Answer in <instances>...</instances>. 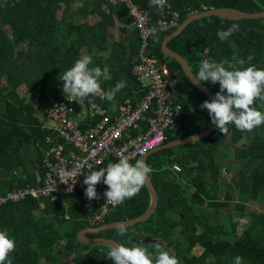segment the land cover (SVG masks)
Segmentation results:
<instances>
[{
	"label": "trees",
	"instance_id": "obj_1",
	"mask_svg": "<svg viewBox=\"0 0 264 264\" xmlns=\"http://www.w3.org/2000/svg\"><path fill=\"white\" fill-rule=\"evenodd\" d=\"M75 2H81L80 8H74ZM133 2L148 12L151 24L161 15L160 9L150 6V0ZM169 4L180 13V25L192 12L205 8L264 10V0H169ZM73 11L74 20L70 21ZM88 14L99 15L100 20L94 24L81 20ZM115 20L123 26L132 22L125 5L107 0H0V192L41 183L45 139L53 135L42 128L41 120L46 118L52 99L65 96L60 77L77 59L91 57L90 67L106 70L108 76L100 78L105 92L118 82L125 83L115 99L104 100L105 105L138 91L132 68L138 61L141 40L131 25V43L126 47L116 43L111 35ZM232 24H238L239 31L220 41L217 31ZM176 29L155 36L149 46L151 54L179 78L175 94L180 104L178 129L167 131L165 143L199 134L213 124L208 111L199 107L210 101L208 96L184 75L179 62L161 51L162 39ZM167 47L186 60L192 73L198 72L205 58L235 62L249 54L254 56L251 64L264 68V17L238 21L201 17ZM202 83L214 93L219 91L218 82ZM20 86L28 87L29 95H21L17 91ZM255 106L264 113V101ZM228 129L226 135L216 129L194 144L150 154L145 161L153 169L150 180L159 197L153 214L128 227L125 237L118 236L117 229L87 236L115 243L128 240V246L137 243V238L149 237L173 251L179 264H235L236 256L242 258V264H264V212L249 205L253 200L264 203V124L252 132L240 131L234 124ZM222 148L229 152H221ZM220 155L223 160L239 161L228 163V169L234 171L230 179L223 174ZM173 165L180 166L179 176ZM85 198L78 192L58 200L28 197L0 206V229H7L15 238V250L8 257L11 264H96L98 256L104 264H114L106 257L110 247L78 240L80 231L94 228L79 205ZM149 203L144 185L137 195L113 209L100 226L137 218ZM142 245L154 251L157 244ZM195 249L201 253L194 254Z\"/></svg>",
	"mask_w": 264,
	"mask_h": 264
},
{
	"label": "built area",
	"instance_id": "obj_2",
	"mask_svg": "<svg viewBox=\"0 0 264 264\" xmlns=\"http://www.w3.org/2000/svg\"><path fill=\"white\" fill-rule=\"evenodd\" d=\"M107 1L125 5L132 19L131 25L138 31L141 40L138 61L132 68L138 91L111 106L104 104L106 99L91 94L83 105L68 96L53 100L47 108L46 118L41 120L42 128L53 134L45 139L47 148L41 183L0 192V206L15 204L28 197L58 200L65 195L84 193L87 185L83 181L89 170L107 167L122 156L135 163L148 151L163 145L167 131L178 129L180 104L175 94L179 78L168 65L151 54L149 46L155 36L180 26V13L173 10L167 0L164 9L160 10L161 15L151 24L148 12L133 0ZM172 167L178 175L180 166ZM107 188L101 181L96 186L100 199L89 201L85 198L79 204L89 215L86 220L90 227L100 226L113 209L124 203L106 204L104 193Z\"/></svg>",
	"mask_w": 264,
	"mask_h": 264
},
{
	"label": "clouds",
	"instance_id": "obj_3",
	"mask_svg": "<svg viewBox=\"0 0 264 264\" xmlns=\"http://www.w3.org/2000/svg\"><path fill=\"white\" fill-rule=\"evenodd\" d=\"M166 3L167 0H150V6L160 10L164 9ZM237 31L239 25L232 24L227 30H218L216 35L220 41H225ZM152 34H156L155 28L152 29ZM253 59L252 54L246 59H236L235 62H217L205 58L199 63L198 72H188L194 84L219 83V91L215 96L210 101L205 100L199 107L208 111L211 122L224 135L229 131V124H234L240 131L248 132L264 124V113L255 106L257 101H264V68L251 64ZM90 65L92 59L86 56L77 59L63 73L60 80L63 81L64 95L81 105L90 94L92 97L99 95L101 99L111 101L116 93L125 87V83L118 82L113 89L105 92L101 87L100 78L106 75V70L102 71L99 66ZM152 172L153 169L144 159L130 163L128 157L122 156L118 162L109 163L107 167L89 170L83 181L87 185L84 195L89 201L100 199L96 186L102 181L108 186L104 193L106 204H122L140 192L146 181L151 178ZM71 190L69 187V192ZM116 229L120 237H125L128 233V225L124 222L117 224ZM128 244V240L113 244L106 257L112 259L114 264H179L175 253L166 246L157 244L152 251L140 243H133L131 246ZM15 247V238L7 229H0V264H11L8 257ZM235 264H242L240 256L235 257Z\"/></svg>",
	"mask_w": 264,
	"mask_h": 264
},
{
	"label": "water",
	"instance_id": "obj_4",
	"mask_svg": "<svg viewBox=\"0 0 264 264\" xmlns=\"http://www.w3.org/2000/svg\"><path fill=\"white\" fill-rule=\"evenodd\" d=\"M206 16H219V17H223V19L234 20V21L245 20V19H251V20L263 19L264 10H261L259 12H246V11H243L237 8H232V7H212V8L203 10L201 12H194L188 15L186 19L182 22V24L171 35H168L163 38L161 45H160L162 53L165 56L171 57L175 59L177 62H179L184 75L188 78H189L188 72L190 71V69H189V66L186 60L180 54H178L177 52H174L169 47H167V43L173 40L174 38H176L177 36H179L181 32L187 27V25L190 24L192 21L201 19V17H206ZM189 80L191 81L190 78ZM192 84L196 86L197 88H199L200 90H202L208 96L210 100L215 96V93L210 91L202 82L199 84H194L192 82ZM216 129H217L216 126L212 124L207 129H205L203 132L199 134L189 136L183 139H179V140H176L170 143H165L161 146H158L155 149L148 151L145 155L141 156L139 159L146 160V158L150 154H152L155 151L162 150L164 148L173 147L179 144H194L198 142L199 140H202L205 137L212 134ZM226 172L228 173V170H226ZM145 186L150 196V203H149L147 210L142 215L134 219L120 221V222H113V223L104 224V225H101L95 228H88V229L82 230L77 235L78 240L86 245H91V246L100 245V246H108L111 248V246L115 244L113 240L102 238V237H97V238L88 237L87 234L116 229V225L121 222H124L126 225H128V227H131V226H134L136 224L146 221L153 214L154 210H156L158 203H159V197H158V192L155 190V187L150 179L146 181ZM135 241L141 244L151 243V244L162 245L160 241L151 239L149 237L137 238L135 239Z\"/></svg>",
	"mask_w": 264,
	"mask_h": 264
},
{
	"label": "crops",
	"instance_id": "obj_5",
	"mask_svg": "<svg viewBox=\"0 0 264 264\" xmlns=\"http://www.w3.org/2000/svg\"><path fill=\"white\" fill-rule=\"evenodd\" d=\"M80 6H81V2H78V8H80ZM102 8L105 10H108V6L106 5V3H102ZM81 20H83L84 22H87L88 24H94L100 20V17H99V15H96V14H92V15L88 14L86 16H81ZM123 28L125 29L124 31L121 30ZM131 31H132L131 25L123 26L120 22L116 21L115 25L113 26L111 35H113V39L116 41V43L126 47L127 45H129V43H131ZM106 76H108V75L106 74ZM115 98L116 97H114L113 99H115ZM53 100L54 99H52V101ZM112 104L115 105L116 101H112ZM229 162H232V163H234V165H236V163H238L239 161L237 159L228 158V157L222 161V170H223V174H224L226 179H230V177L233 176V174H234V171L229 170L227 167ZM225 169L228 170V173L226 172ZM175 175H177V174H175Z\"/></svg>",
	"mask_w": 264,
	"mask_h": 264
},
{
	"label": "rangeland",
	"instance_id": "obj_6",
	"mask_svg": "<svg viewBox=\"0 0 264 264\" xmlns=\"http://www.w3.org/2000/svg\"><path fill=\"white\" fill-rule=\"evenodd\" d=\"M74 6V8L75 9H77L78 8V2H75V4L73 5ZM74 9V10H75ZM207 9V8H206ZM206 9H204V10H206ZM74 13H75V11H73V13H72V15L70 16V21L71 20H74ZM60 12H58L57 13V16L59 17L60 16ZM77 19H78V16H77ZM2 81H3V78H1V76H0V86L2 85ZM17 91L21 94V95H23V96H25V95H29V93H30V90L28 89V87H26V86H20L18 89H17ZM221 152H229V150H226V149H223L222 148V150H221ZM232 155H233V153H231ZM223 155H220L219 156V159L221 160H223ZM228 167V166H227ZM250 208L251 209H256V210H258V211H262V212H264V203H263V201L262 200H258V201H250ZM235 210V207H233L232 208V210H231V212L232 211H234ZM199 253H201V250H199V249H195L194 250V254H199ZM96 258V264H104V259L102 258V257H100V256H98V257H95Z\"/></svg>",
	"mask_w": 264,
	"mask_h": 264
}]
</instances>
